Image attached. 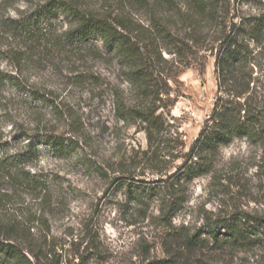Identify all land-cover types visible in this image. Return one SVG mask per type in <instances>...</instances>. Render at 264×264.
<instances>
[{"label": "rangeland", "instance_id": "obj_1", "mask_svg": "<svg viewBox=\"0 0 264 264\" xmlns=\"http://www.w3.org/2000/svg\"><path fill=\"white\" fill-rule=\"evenodd\" d=\"M48 1L0 0V70L21 74L32 87L55 93L61 114L31 104L29 95L14 87H2L9 116L0 112V138L11 144V153L28 144L26 140L15 143L22 133L75 137L82 148L58 156L41 145L40 158L27 170L44 176V190L5 184L15 197L0 208V220L25 221L34 219V213L44 214L43 223L29 221L28 226L36 242L44 244L47 238L54 250L64 254L66 264H264V145L236 138L221 147L214 171L184 186L187 199L171 214L173 225L164 220L167 196L158 181L168 178L167 171L176 172L213 112L218 95L216 57L207 45L216 39L218 24L225 19L201 20L199 43L191 48L181 41L191 30L174 24L182 0H175L176 10L164 13L175 18L170 29L180 42L171 45L160 39L167 61L160 70L170 76L172 98L177 99L174 106L160 111H165L168 129L179 140L172 143L177 146L173 150L160 148L156 163L165 171L161 173L149 168L152 155H145L149 142L141 125L126 124L116 116L117 93L127 103L141 98L120 77L119 65L103 42L56 46V39L71 26L62 17L51 26V39L27 38L17 29L25 19L37 21V11ZM71 1L100 17L113 20L127 15L144 27L151 23L146 0ZM231 4L232 15L264 11V0H231ZM18 51L26 58L20 68L15 65ZM255 62L264 65V57ZM255 69L259 79L252 86H261L264 77L259 67ZM118 176L136 178L117 181ZM129 182L157 190L143 193L130 188ZM223 223L239 224L247 232L248 244L236 247ZM212 227L217 240L210 235ZM194 234H200L203 243L189 248L181 237Z\"/></svg>", "mask_w": 264, "mask_h": 264}, {"label": "trees", "instance_id": "obj_2", "mask_svg": "<svg viewBox=\"0 0 264 264\" xmlns=\"http://www.w3.org/2000/svg\"><path fill=\"white\" fill-rule=\"evenodd\" d=\"M182 3L183 8H177L178 20L174 24L182 23L191 30L190 35L181 40L188 47L195 48L199 43L198 26L201 25V20L217 22L222 16L225 22L217 23L221 30L218 31L216 39L207 45V50H211L216 57L218 95L213 112L190 146L189 152L182 156L183 162L176 168V172L169 175L167 171L168 178L158 181L163 186L160 189L165 191L167 196L164 220L169 226L173 225L171 214L178 212L186 202L184 186L195 178L214 171L221 147L228 146L236 138H246L264 145V84L252 86L254 80L259 79L255 77V67H259L258 73L264 77V65L255 62L264 57V11L258 15H232L234 8L231 0H182ZM145 7L151 22L146 27L127 15L111 20L84 10L71 0H49L37 11V21L25 19L19 23L17 29L27 38L51 39V26L55 19L62 17L71 26L56 39V46L102 41L105 49L117 61L120 77L128 81L141 98L138 102L127 103L120 93H117L116 116L126 124L141 125L149 142V150L145 155H152L149 159L152 165L149 168L159 171L161 169V173H164L156 163L159 160L160 148L165 145L173 150L177 146L172 143L178 144L179 139L174 138L176 132L168 129L170 123L165 111H160L174 106L177 99L172 98L170 76L160 70L161 63L167 61L163 58L159 45L160 39H163L171 45L179 46L180 40H177V35L170 29L175 18L164 15L167 10H176L178 3L175 0H146ZM15 57L16 67H22L26 60L24 54L18 51L15 52ZM5 86L14 87L21 94L29 95L31 104L49 107L61 114L55 93L32 87L27 77L21 74L0 70V112L5 113L3 115L9 116L1 91ZM25 140L28 142L26 146L11 153V144L1 142L0 138V208L14 202L15 196L5 190V184H11L13 189H18L20 184L34 187L35 192L44 190L47 183L44 176L27 170L28 166L40 158L41 145L51 149L58 156L73 154L82 148L79 139L52 133H22L17 135L14 141L18 144ZM129 178L136 177L118 176L115 179L119 181ZM129 187H135L143 193L157 190L154 186L133 185L132 182H129ZM34 216V219L25 221L17 218L0 220V264H66L64 254L54 250L47 238L44 239V244L43 241L36 242L35 234L31 232L32 227L28 224L43 223L45 215L34 213ZM223 225L236 247L248 244L247 232L239 224ZM211 230L210 235L217 240L218 233L213 227ZM179 235L182 236V233ZM179 235L176 238L180 237ZM181 238L189 248L203 243L200 234L183 235ZM165 263L168 264V261H160L159 264Z\"/></svg>", "mask_w": 264, "mask_h": 264}]
</instances>
